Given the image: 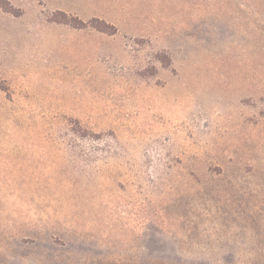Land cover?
I'll list each match as a JSON object with an SVG mask.
<instances>
[{
    "label": "rangeland",
    "instance_id": "374dc122",
    "mask_svg": "<svg viewBox=\"0 0 264 264\" xmlns=\"http://www.w3.org/2000/svg\"><path fill=\"white\" fill-rule=\"evenodd\" d=\"M0 264H264V0H0Z\"/></svg>",
    "mask_w": 264,
    "mask_h": 264
},
{
    "label": "trees",
    "instance_id": "16d2710c",
    "mask_svg": "<svg viewBox=\"0 0 264 264\" xmlns=\"http://www.w3.org/2000/svg\"><path fill=\"white\" fill-rule=\"evenodd\" d=\"M0 7L3 8L5 11H10V12H12V11H11V8H10V5H9V3H8V1H7V2H4L3 4L1 3V4H0Z\"/></svg>",
    "mask_w": 264,
    "mask_h": 264
}]
</instances>
